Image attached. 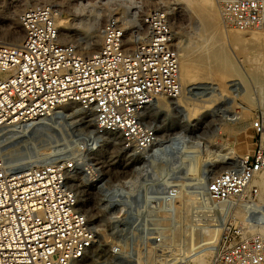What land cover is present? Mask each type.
I'll return each instance as SVG.
<instances>
[{
    "label": "built area",
    "instance_id": "1",
    "mask_svg": "<svg viewBox=\"0 0 264 264\" xmlns=\"http://www.w3.org/2000/svg\"><path fill=\"white\" fill-rule=\"evenodd\" d=\"M215 2L226 24L264 29V0ZM57 17L55 5L28 6L20 14L21 43H0V135L14 128L7 133L28 136L32 127L76 103L94 116L92 131L123 133L126 143L141 138L146 150L153 149L159 138L142 135L143 113L158 96L182 91L180 53L167 10L149 9L131 25L110 16L93 53L63 41ZM251 127L252 152L217 173L208 187L212 201L243 205L249 213L255 208L246 197L257 189L251 181L264 170V109ZM58 146L24 153L14 164L0 157V264H78L96 242L93 220L69 181L68 171L83 162L69 147ZM128 187L113 189L120 191L112 200L123 205V231L132 227L135 215L133 184ZM260 214L263 219L264 211ZM213 264H264V241L227 225Z\"/></svg>",
    "mask_w": 264,
    "mask_h": 264
},
{
    "label": "rangeland",
    "instance_id": "2",
    "mask_svg": "<svg viewBox=\"0 0 264 264\" xmlns=\"http://www.w3.org/2000/svg\"><path fill=\"white\" fill-rule=\"evenodd\" d=\"M34 1L0 0V14L5 9L12 12L14 5L31 6ZM137 1L139 0H39L35 3H55L58 16L71 19V24L74 22L62 40L78 44L79 47H89L95 35L83 27L84 20L86 22L100 16L102 28L110 16L122 19L125 15L123 19H126L138 5H142L141 9L144 10L137 11L136 19L152 8H164L169 14L172 13L179 53L184 46L194 47L204 42L202 27L206 21L192 6L195 3L202 5V1ZM213 2L218 11L215 0ZM219 18L224 35L216 44L225 47L234 63L232 75L225 79L223 88L208 78L204 81H189L182 86L180 95L189 102L192 101L190 106L194 105L193 102L200 106L195 118L188 117L185 105L180 106L177 102L165 107L161 97L158 100L156 98L144 111L140 123L142 135L152 132L159 138L153 149L146 150L141 138L136 137L134 143L131 140L126 143L123 133L92 131L93 116L83 113L76 103L45 119L47 126L43 130L32 131L28 136L16 132L0 135V157L13 164L19 163L24 153L34 155L36 149L46 145L67 146L81 157L82 165L68 171L69 181L80 204L93 220L96 242L78 264H196V261L198 264L201 258L207 264L214 263L220 238L215 248L193 247L208 240L213 228L208 206L211 202L208 187L217 173L252 152L254 131L251 121L258 110L264 109V88L255 77L262 73L263 67L257 73L253 71L255 56L257 53H264V40H253L246 36L241 42L232 41L228 38L226 28L232 31L234 27L227 25L220 13ZM127 22L128 25L133 23ZM9 29L10 24L0 18V33L5 30L3 34L7 35ZM100 39L99 47L102 34ZM4 40L7 41L2 39L0 43H4ZM79 51L83 52L82 49ZM180 95L173 98L162 97L165 101L169 98L174 101ZM218 151L220 154L216 157ZM44 161L42 158L36 163ZM130 183L133 184L136 196L133 201L135 215L131 219L132 227L123 231L119 227L123 217L120 215L124 213L121 209L123 205L118 200H112L120 191L113 193V189L128 190ZM256 188L246 197L254 206L255 212L249 213L243 205L234 203L233 210L238 213L234 215L227 212L223 219H226L225 226L232 227V231L253 234L264 241V218L260 219L264 204L260 200L257 185ZM109 193L110 197L105 199L103 196ZM222 214L218 212L215 216L220 217ZM254 229L256 230L253 231Z\"/></svg>",
    "mask_w": 264,
    "mask_h": 264
},
{
    "label": "bare ground",
    "instance_id": "3",
    "mask_svg": "<svg viewBox=\"0 0 264 264\" xmlns=\"http://www.w3.org/2000/svg\"><path fill=\"white\" fill-rule=\"evenodd\" d=\"M39 0H35L33 4H36L35 2H38ZM57 1V0H55ZM64 1V0H63ZM140 1V0H139ZM137 1V2H139ZM142 1V0H141ZM140 1V2H141ZM189 3H191V1H195V0H188ZM202 1V5H197L199 3H195L196 5H192L194 7V9L197 11V13H199V15L203 18H205L206 23L203 25L202 30L205 33V40L203 43L194 46V47H188V46H184L183 50L181 49L180 52V78H181V84L182 86H184V84L186 82L189 81H194V80H198V81H204L205 79H211L213 81H215L216 84H218V86H220V88H223L225 85V79H227L228 77H230L232 75V71L234 70V68H232L234 63L231 61L229 55L227 54V51L225 49L224 46H219L217 45V41H221L223 39V26L221 25L220 22V18H219V13L215 7V4L213 2V0H200ZM42 2V1H40ZM105 2V1H104ZM136 2V0H135ZM134 2V3H135ZM146 2H150V0H146ZM88 3V2H87ZM141 4V3H140ZM53 5H56L55 3ZM120 5V4H119ZM132 5V4H131ZM25 5H14L15 9L12 12H8L6 9L0 14V18L3 19L4 21H6L7 23L10 24V29L8 30V32L6 33L7 35L0 33V40L2 39H6L7 41H5L4 43H8L11 45H17L20 44L21 41L23 40L22 35L24 37V30L21 26L20 21L18 19L19 14L22 12V10L26 7H24ZM89 6V5H88ZM135 6V5H134ZM62 7V5H61ZM131 7V6H130ZM137 9L132 10L130 16H126L127 21H134L136 20V16H137V11H140L142 5H138ZM13 8V7H12ZM68 9V8H67ZM71 9V8H70ZM183 9V8H182ZM103 10V9H102ZM144 10V8H143ZM143 10L141 9V12H143ZM130 11V9H129ZM182 14H184L183 10H181ZM168 12V11H167ZM124 13V12H123ZM169 13V12H168ZM121 14V13H120ZM143 14V13H142ZM140 14V16L142 15ZM123 15V14H122ZM125 16V15H124ZM123 16V17H124ZM121 17V16H120ZM122 17V19H123ZM128 17V18H127ZM169 17L173 23V26L175 25L174 21H173V15L170 12ZM20 18V17H19ZM75 18V17H74ZM102 18V17H101ZM78 19V18H77ZM120 19V18H119ZM125 19V18H124ZM71 20V19H70ZM67 17L65 16H58L57 17V24L59 25V32H60V38L63 39L65 38L64 36L67 34V32L69 31V28L71 27V21H70ZM73 21V20H72ZM132 23V22H130ZM101 24L102 22H100V16L95 17L94 19L90 20V21H86L84 20V23H82L83 27H85L87 30L92 31L95 35L94 38L92 39L93 41L90 43L89 47H79L78 44H76V46H78L79 49L83 50V53H93L95 51H97L99 49V41L100 39V35L102 34V28H101ZM203 24V23H202ZM131 25V24H130ZM228 25V24H227ZM9 26V25H8ZM231 26V25H229ZM73 27V26H72ZM175 27V26H174ZM234 27V26H232ZM74 28V27H73ZM227 29V33H228V38L231 39L232 41H236V42H241L242 40H244V38H246V36H248L249 38L253 39V40H264V32L261 28H254V29H241V28H237L234 27V30L232 31H228ZM233 29V28H232ZM200 31V30H199ZM68 36V35H67ZM91 41V40H90ZM246 41V40H245ZM187 43V42H186ZM243 43V42H242ZM89 44V43H88ZM190 45V44H189ZM223 45V44H222ZM242 45V44H241ZM192 46V45H191ZM244 46V44H243ZM246 46V45H245ZM249 46V45H248ZM182 48V46H180ZM242 47V46H240ZM180 49V48H179ZM246 49V48H245ZM257 51V50H256ZM260 52V51H259ZM264 54V53H263ZM261 53H257V56H255V60H256V65L254 64L253 66V71L254 73H257L260 67H263V69H261L262 73L258 76L255 75V77H257L259 79V81L261 83H259V85H261V87L264 88V55ZM255 55V54H254ZM250 59V58H249ZM252 59V57H251ZM252 61V60H250ZM249 62V61H248ZM254 63V62H253ZM258 63V64H257ZM252 64V63H251ZM236 69V67H235ZM235 74V73H234ZM237 75V73H236ZM219 88V89H220ZM247 88V87H246ZM248 92H246L247 95ZM180 95V94H179ZM164 95H160L157 97L156 100L160 98L161 102L163 105H165V107H167L168 105H175L178 102V105H185L188 108V117L190 118H195L196 117V112L198 111V109L200 108V106L195 105V103L193 102V106L191 105V102H189V100L186 99V97H184L183 95H180L178 97V99L176 100H172L171 98H169L167 101H165V99L162 97ZM165 97H170V96H165ZM176 97V96H175ZM173 98V97H172ZM153 101H156V100ZM180 103V104H179ZM211 105V102H209ZM197 104V103H196ZM167 109V108H166ZM212 110V109H211ZM94 114V113H93ZM93 120L95 122V118L93 116ZM24 124V123H23ZM26 124V123H25ZM47 124L45 125H37L31 128V131H38L40 129H44L46 128ZM15 130L14 128H8L4 131H2L1 133H7L9 131H13ZM34 131V132H35ZM12 136V135H10ZM7 137V136H6ZM231 147V146H230ZM228 149V147H227ZM232 149V148H231ZM221 151V150H219ZM216 153V157H218V155L220 154V152ZM224 151V149H223ZM222 151V152H223ZM221 152V153H222ZM225 155V154H224ZM214 157V158H216ZM92 180V179H91ZM251 185H257L258 189H260V200L261 202L264 204V170L259 172L257 174V176H255V178L251 181ZM187 186V185H186ZM196 194V193H195ZM200 196V195H199ZM171 197V196H169ZM188 198V197H187ZM201 198V197H200ZM183 199V198H182ZM210 199V198H209ZM184 200V199H183ZM210 205H208L210 208L211 213V219H212V223H213V228H211V232H210V236L209 239L204 241L201 244H198L197 246H193V247H198V246H204L205 248H215V246L218 244V240L220 238V233L221 230L223 229V227H225V220L223 219V217L225 216V213L229 212V214L234 213L237 214L238 211L237 210H233L235 208V205L233 206H229V205H219L218 201H212L210 200ZM181 202V201H180ZM184 202V201H183ZM177 203V202H176ZM186 203V202H185ZM220 203V201H219ZM183 205V204H182ZM173 206V205H172ZM187 206V205H186ZM232 207V208H231ZM197 208V207H196ZM200 208V207H199ZM208 208V207H207ZM170 209V208H169ZM189 209V208H188ZM237 209V208H236ZM173 210V209H172ZM233 210V211H232ZM184 212V211H183ZM218 212H222L223 214L218 217L215 216L216 213ZM197 213V212H196ZM191 214V213H190ZM228 214V215H229ZM172 215V214H171ZM175 215V214H174ZM196 217V216H195ZM229 217V216H228ZM227 217V218H228ZM210 218V217H209ZM166 219V218H165ZM176 219V218H175ZM174 219V220H175ZM199 219V218H198ZM172 222V221H171ZM184 223V222H183ZM261 223V222H260ZM181 224V223H180ZM207 224V223H206ZM257 224V223H256ZM186 225V224H185ZM204 224H202L203 226ZM208 225V224H207ZM259 225V223H258ZM261 225V224H260ZM263 225V224H262ZM197 226V225H196ZM253 226H255L253 224ZM252 226V227H253ZM257 226V225H256ZM206 227V226H205ZM251 227V228H252ZM165 228V227H163ZM201 228V227H200ZM259 228V227H258ZM254 229L253 231H258ZM263 228V227H262ZM207 229V228H205ZM204 229V230H205ZM253 229V228H252ZM251 229V230H252ZM264 230V228H263ZM184 232V231H183ZM192 232V231H191ZM190 232V233H191ZM208 233V231H207ZM263 234V233H262ZM194 235V234H193ZM197 236V235H196ZM264 236V234H263ZM192 237V236H190ZM193 238V237H192ZM195 238V237H194ZM172 239V238H171ZM177 240V239H176ZM195 240V239H194ZM183 241V240H182ZM192 241V240H191ZM181 242V241H180ZM134 243V242H133ZM164 243V242H163ZM192 243V242H191ZM195 243V242H194ZM161 244V243H160ZM207 244V245H206ZM196 245V244H194ZM118 246V245H117ZM157 246V245H156ZM162 246V245H161ZM121 248V247H120ZM119 248V249H120ZM132 249V248H131ZM214 250V249H213ZM150 251V250H149ZM157 251V250H156ZM174 251V250H173ZM206 251V250H205ZM208 251V250H207ZM120 252V251H119ZM146 252V251H145ZM158 252V251H157ZM175 252V251H174ZM149 253V252H148ZM147 253V254H148ZM154 253V252H153ZM163 253V252H162ZM207 253V252H206ZM210 253V250H209ZM144 254V253H143ZM178 254V253H177ZM177 254H174L177 255ZM184 254V253H183ZM86 255V254H85ZM149 255V254H148ZM156 255V254H155ZM201 255V254H200ZM204 255V254H203ZM140 256V255H139ZM180 255H178L179 257ZM198 256V255H197ZM85 257V256H84ZM83 257V258H84ZM145 257V255H144ZM202 257V256H201ZM204 257V256H203ZM82 258V259H83ZM195 258V257H193ZM81 259V260H82ZM178 259V258H176ZM175 259V260H176ZM154 260V259H153ZM170 261V260H169ZM165 263V262H164ZM171 263V262H170ZM197 264V261H196ZM198 264H207V262L205 260H203L202 258L199 260Z\"/></svg>",
    "mask_w": 264,
    "mask_h": 264
}]
</instances>
